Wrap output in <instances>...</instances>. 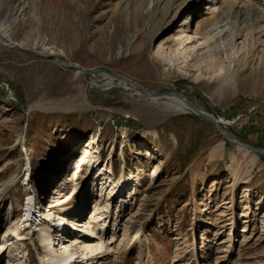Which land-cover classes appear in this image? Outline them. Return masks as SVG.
<instances>
[{
    "label": "rangeland",
    "instance_id": "rangeland-1",
    "mask_svg": "<svg viewBox=\"0 0 264 264\" xmlns=\"http://www.w3.org/2000/svg\"><path fill=\"white\" fill-rule=\"evenodd\" d=\"M167 1L0 0V29L10 27L2 40L181 94L226 121L236 140L264 148V0H215L210 10L173 0L168 13ZM221 20L218 39L201 36ZM235 28L228 80L215 72L227 67ZM186 35L189 44L174 50ZM160 111L133 90L92 88L52 58L0 45V264H41L37 233L18 236L29 197L61 235L102 236V255L73 253L72 264H264V158L242 153L193 113ZM99 166L112 172L106 196L124 181L105 222Z\"/></svg>",
    "mask_w": 264,
    "mask_h": 264
},
{
    "label": "bare ground",
    "instance_id": "bare-ground-1",
    "mask_svg": "<svg viewBox=\"0 0 264 264\" xmlns=\"http://www.w3.org/2000/svg\"><path fill=\"white\" fill-rule=\"evenodd\" d=\"M164 1V0H163ZM192 0H188V4H190ZM194 4H196L197 1L203 6H205L208 10L212 7V4L214 3L215 0H193ZM173 0H168L165 2L166 6V12L168 13L171 10ZM204 7V8H205ZM166 13V14H167ZM177 13V12H176ZM176 15V14H175ZM260 18V17H259ZM261 18L264 19V13H262ZM3 28L0 29V39L2 38H8L10 34V27L7 25V23L3 24ZM226 26V23H223V20L217 21L215 25H213L207 33L201 34L203 37H208L210 40H214L215 38H219L221 35V30L220 28ZM186 28V27H185ZM198 32V31H197ZM196 32V33H197ZM240 32L239 29H234L231 30L230 32V42L228 44V53H225V58L224 60L227 62V67H219L218 71L215 72L216 76L222 75L224 79H230L232 78V75L234 74V60L236 56V51H235V43H234V36L236 33ZM155 37V28L152 30V33L150 35V40H153ZM186 41L184 42L182 39L175 41V45L178 48H174V50H179L181 49L184 44H189L190 37L186 35ZM4 41V40H3ZM9 44V43H8ZM243 47H241L240 50H242ZM44 52V51H42ZM45 53V52H44ZM54 52H48L45 54H53ZM55 54V53H54ZM191 68H197L195 65H192ZM197 75L195 76V80H200L203 78L202 72L197 68ZM215 78V77H214ZM212 79V78H211ZM231 80V79H230ZM89 85L92 88H98L100 90H109L112 88H123L124 90H133L136 95H138L140 98H145L146 102L149 106L155 107V108H160L161 109V115L167 116V115H175V114H189L191 113L190 108L184 101L180 98H178L175 95H169V96H163V97H152V96H145L139 91L135 90L133 87L129 86L123 81H120L118 79L112 78L110 76H107L105 74H99L95 76H89L88 78ZM191 104V103H190ZM194 107L197 108L196 105L192 104ZM224 125H228L226 121L222 120ZM222 149V144L219 145L217 148L215 147L210 151V156L211 158H215L218 156L221 152ZM241 150V149H240ZM242 153L246 154L248 151L246 150H241ZM88 154V152H87ZM90 155V153H89ZM97 169H101L102 173L99 172L97 175L98 178L95 180L97 182V186L102 187L104 184L103 182L105 180H108L106 177V170L103 169V166H99ZM81 178L82 174H80ZM120 181V180H118ZM112 189H111V196H106V193L108 191H104V188L102 187L98 192V200L100 202V205H97L98 208V221H103L105 222L107 220V215L109 213V204H111L113 200V190L115 189L116 183H112ZM90 196V195H89ZM115 198V197H114ZM94 203V202H92ZM104 203V205L102 204ZM32 199L30 197L28 198V203L26 204V212L24 214V220L20 223V225L23 227V233L25 232L26 234H19L18 236H24V238L27 237H32L34 233H37L38 239L40 242V245L42 246L44 250V255L43 259H41V264H72V254L76 253L78 257H81L83 255H87L85 251H91V252H98V255H102L103 251L102 250V245H103V239L101 238L102 236H99L96 233H89L85 236H80V237H72L70 234L64 233V235H60V240L58 242H61L59 245V248L56 249L54 248V244L52 245L51 241L52 235H51V240L49 239L50 232H55L58 228L57 226H52L50 224H47V222H43L40 218L41 217H36L35 212L36 210L34 209V206L32 205ZM114 204V202L112 203ZM111 204V205H112ZM94 207H96V204H94ZM92 214V213H91ZM90 214V215H91ZM42 216V215H41ZM65 219V218H64ZM67 219V218H66ZM83 223V222H82ZM64 228H66L65 225H67L65 222L61 223ZM80 223L78 222V225ZM62 226V228H63ZM83 224H80V228H82ZM62 231V229L60 230ZM63 234V233H62ZM67 235V236H65ZM62 238V239H61ZM71 247V248H70ZM105 248V247H104ZM108 249V247H107ZM81 255V256H79ZM72 261V262H71Z\"/></svg>",
    "mask_w": 264,
    "mask_h": 264
},
{
    "label": "water",
    "instance_id": "water-1",
    "mask_svg": "<svg viewBox=\"0 0 264 264\" xmlns=\"http://www.w3.org/2000/svg\"><path fill=\"white\" fill-rule=\"evenodd\" d=\"M0 45L4 46L6 48H10V49H19L21 51L24 52H29L32 54H35L41 58H45V59H49L52 58L54 59L59 66L63 67V68H67V69H74L76 71H78L80 74H82L84 77L89 78V76H95V75H99V74H105L107 76H110L112 78L118 79L120 81L125 82L126 84H128L129 86L133 87L134 89H136L137 91L141 92L143 95L145 96H152V97H162L165 95L156 93L154 91H148L146 89H143L142 87L126 80L120 77H116L112 74H110L109 72L103 70V69H94V70H88V69H84L78 65L75 64H70V63H66L64 61L61 60V58L57 55V54H45L42 51L37 50L36 48H23V47H18L16 45H12V44H8L7 42L3 41L2 39H0ZM166 95H175L178 98L182 99L184 101V103H186L188 105V107L191 110V113H193L196 116H199L203 119H205L206 121L210 122L211 124H213L217 130L219 131V133L229 142H231L232 144H234L235 146H237L238 148H242L248 152H252L254 154H256L258 157L264 158V148H255L253 146L241 143L240 141L236 140L234 137H232L226 130H225V125L222 122V120L215 118L214 116H211L199 109H197L196 107H194L192 104H190L186 98L181 95V94H169L166 93Z\"/></svg>",
    "mask_w": 264,
    "mask_h": 264
}]
</instances>
